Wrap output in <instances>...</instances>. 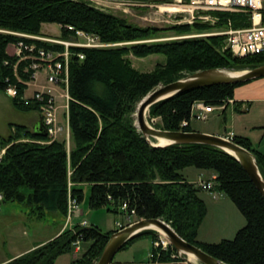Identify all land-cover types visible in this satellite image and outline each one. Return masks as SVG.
<instances>
[{
  "label": "trees",
  "instance_id": "1",
  "mask_svg": "<svg viewBox=\"0 0 264 264\" xmlns=\"http://www.w3.org/2000/svg\"><path fill=\"white\" fill-rule=\"evenodd\" d=\"M146 1V0H145ZM206 13V12H204ZM216 18L212 23L193 22L167 27L138 26L125 17L100 8L91 0H0V91L14 85V107L24 113L38 112L41 102L22 99L28 88L18 80H30L24 68L30 60L18 63L8 46L20 41L35 42L38 48L64 49L47 41L32 40L26 35L46 36L44 23L62 26L61 39L75 38L67 26L99 37L107 47H70L69 94L71 147L62 139L50 140L44 131L26 125H10V134H0V195L3 201L29 203L36 216L59 212L66 218L68 199L80 203L84 184L90 185L92 208L131 214L134 219L161 218L187 242L200 247L223 264H264V196L240 161L227 151L209 144H171L153 146L135 125L134 113L139 102L161 84L200 70L220 68L244 70L264 63V52L236 56L225 48V35L163 38L169 32L192 35L222 30L229 22L236 28L251 25L248 12H207ZM264 20V14H263ZM49 37V36H48ZM84 54V58H80ZM165 55L150 71H140L129 55L147 57ZM248 82L220 84L193 89L154 104L149 120L160 118L156 128L170 131H195L190 120L196 101L221 105L234 98L235 89ZM229 104L223 110L226 111ZM156 142L155 138H151ZM233 141L254 153L264 177V154L253 147L250 138L236 135ZM195 167L212 171L213 191L229 197L246 218L233 239L219 242L199 240L200 227L208 207L200 192L188 180L184 170ZM126 203L128 208L122 209ZM96 225L65 228L57 237L12 259L6 264H54L63 254L72 252L76 242H91L82 256L71 264H96L110 236ZM153 234L151 256L146 264H185L173 245L167 249L154 246L157 231L144 230L133 236L122 249L144 235Z\"/></svg>",
  "mask_w": 264,
  "mask_h": 264
},
{
  "label": "rangeland",
  "instance_id": "2",
  "mask_svg": "<svg viewBox=\"0 0 264 264\" xmlns=\"http://www.w3.org/2000/svg\"><path fill=\"white\" fill-rule=\"evenodd\" d=\"M95 5L103 8L105 10L111 11L119 16L125 17L129 22L136 24L138 26H157V27H167L172 24L193 22L195 19L192 18L191 11H175L176 9H167L165 1L157 0H91ZM172 6V5H171ZM195 16H198L197 10L193 12ZM198 20H201L197 18ZM217 31V30H216ZM42 33L49 37H62V26L58 23H44L42 25ZM192 35H175L174 32H169L162 34V36H167L163 38L153 39V40H170V39H180ZM112 44H109L110 46ZM107 47V46H106ZM12 51V47H10ZM133 65L140 71H150L154 69L158 62L165 61V55L163 54H152L147 57H135L134 55H129ZM39 80L42 81L41 84L49 85L46 81V73L41 70L39 74ZM34 83L29 87L27 94L33 93L35 87ZM4 91H0V99L6 100ZM8 100L9 97H7ZM8 103V102H7ZM63 103V101H60ZM9 104V103H8ZM232 111L231 108L228 112ZM150 111L148 112V122L153 127H156L157 123H160V118H153L149 120ZM15 123H20L24 117L23 113L14 111L13 109L7 110L0 106V134L7 136V131L10 129V119ZM22 123V122H21ZM191 126L195 131L208 133L212 131H217L220 129L221 133H225L226 122L223 121V115L221 112L216 110L213 112L209 119L206 121L200 119H192ZM231 123L227 124V129H231ZM61 139V137L59 138ZM255 139V138H254ZM63 140V139H62ZM255 141H257L255 139ZM72 141L67 143L68 148L71 147ZM192 170H196L195 167H188L184 170V173H191ZM213 178L207 181H212ZM213 182V181H212ZM83 189L85 192L84 199L79 203L80 212L74 217L76 223L81 221H87L88 226L96 225L102 229L103 232H111L117 229V223H126L127 216L125 213H115L109 211L107 207L92 208L89 203L90 197V185L84 184ZM207 192V191H206ZM201 191L203 197L204 194ZM231 200V199H230ZM1 208L3 209L2 216L0 220V253L7 254L8 251L15 253L16 251L22 250L25 247L31 245L33 242L40 241L42 239L50 237L54 231L65 223L66 218L59 212H48L47 215L40 219L33 212V208L27 202L21 201H0ZM208 207V206H207ZM237 208V207H236ZM238 210V209H237ZM211 212V211H210ZM239 212V210L237 211ZM208 214V213H207ZM241 218L246 221L244 215L239 212ZM207 217V216H206ZM203 225L200 227L199 240L206 241L210 239V242H219L222 239H233L235 234L230 232L232 229L233 221L236 222V218L231 216L219 217L217 215V210H212L210 217L204 219ZM247 222V221H246ZM78 225V224H77ZM76 226V225H75ZM74 226V227H75ZM158 237V232L156 234V241ZM53 239V238H52ZM153 234H144L138 237L134 243H132L128 248L120 250L114 257V259H129L133 260L136 257L144 259L147 263L151 256V249L153 245ZM50 241V240H49ZM91 242H81L80 250L77 253V257L82 256L87 250ZM75 250L72 252L61 255L54 264H71L75 259ZM180 255V254H179ZM184 256V255H183ZM138 258V259H139ZM185 259V258H184ZM136 260V259H135ZM140 261V260H139ZM188 264L186 259L182 261Z\"/></svg>",
  "mask_w": 264,
  "mask_h": 264
},
{
  "label": "built area",
  "instance_id": "3",
  "mask_svg": "<svg viewBox=\"0 0 264 264\" xmlns=\"http://www.w3.org/2000/svg\"><path fill=\"white\" fill-rule=\"evenodd\" d=\"M165 1L166 5L186 6L190 8L193 19H201L216 22L209 11H227V12H248L250 14L251 25L247 27L236 28L229 22L228 27L222 30L204 32L193 36H210V35H225L226 42L225 48H229L236 56H246L249 54H259L264 52V0H157ZM197 10L198 16H195L193 12ZM206 12V13H204ZM68 30L75 32V38L61 39L57 37L48 36H36L26 35L32 40L47 41L54 44H58L64 47V49H45L38 48L35 42L20 41L14 45V53L19 57V61L15 64V73L18 75V63L23 60H30V64L24 68V72L30 71V80H23L18 75V80L27 85L28 88L22 95V99L29 103L31 98H35L40 101L39 113L41 115L42 123L46 129L47 135L50 140L61 139L70 142L71 127H70V101L71 96L69 94V61L71 56L70 47H89V48H101L106 47L109 44L103 43L98 36L89 34L83 30L75 29L74 26H67ZM81 59L84 58V54L79 55ZM43 70L46 73V81L49 85H45L43 90H34L31 95L27 94L29 87L32 83L39 80L40 71ZM5 93L10 97H17L19 89L10 85L5 89ZM63 101V103H60ZM233 100L229 99L221 105H209L204 101H196L191 108L190 120H184L182 125H188L192 119H200L206 121L210 115L218 111H223L226 105L232 103ZM229 140H233L234 133L230 132L227 136H224ZM5 149L0 152V159L2 158ZM196 185L203 190L214 192L212 181L199 180ZM3 200V196L0 195V201ZM128 205L123 204L122 209L126 210ZM1 211V205H0ZM80 212L79 202L73 196H69L68 208L66 214L65 228H74L75 225L88 226L87 221H81L76 223L74 217ZM135 210L131 211V214H126L127 222L117 223V230H121L133 222ZM158 237L154 242V246L157 248L167 249L169 245H172L169 238L162 231L158 230ZM80 241L76 242L75 252L80 250Z\"/></svg>",
  "mask_w": 264,
  "mask_h": 264
},
{
  "label": "water",
  "instance_id": "4",
  "mask_svg": "<svg viewBox=\"0 0 264 264\" xmlns=\"http://www.w3.org/2000/svg\"><path fill=\"white\" fill-rule=\"evenodd\" d=\"M262 77H264V63L244 70L212 68L189 73L183 78L161 84L149 92L139 102L136 108L134 113L135 125L143 136L156 147H164L171 144L202 143L213 145L227 151L240 161L251 180L264 196V177L253 152L233 140L215 134L198 131H170L156 128L149 124L147 118V113L154 104L177 94L205 86L249 82ZM37 131H44V134L47 135L43 123L37 128ZM151 138H155L156 140L163 138L169 142L164 145L158 144L152 142ZM149 229L160 230L166 234L178 253L181 256L184 255L183 257L188 264H223V262L209 255L200 247L187 242L169 223L161 218H141L131 225L115 231L110 236L96 264H111L115 255L122 250L133 236ZM189 254L195 255L198 263L192 262L188 257Z\"/></svg>",
  "mask_w": 264,
  "mask_h": 264
},
{
  "label": "crops",
  "instance_id": "5",
  "mask_svg": "<svg viewBox=\"0 0 264 264\" xmlns=\"http://www.w3.org/2000/svg\"><path fill=\"white\" fill-rule=\"evenodd\" d=\"M10 47H12V51L10 50ZM8 52L9 54L14 53L13 44H10L8 46ZM41 83H42L41 80H37V82H35L33 85L35 87L34 90H43L45 85ZM5 95L6 97L4 96V98L6 100L0 99V106L7 110L13 109L16 112L23 113L25 118H23V120L21 121L22 123L20 122L19 124H23L34 130H37V128L42 124L40 113L39 112L24 113L18 111L12 104V100H8L7 98L9 97V99H11V97L8 96L6 93ZM232 100L233 102L229 103L226 111L224 112L220 111L221 115H223V121L226 122L225 133H221L219 131L220 129L218 128L217 131H212L210 133L219 136H227L228 133L233 132L234 136L241 135L248 137L252 141L253 147L264 154V77L253 79L244 85L238 86L235 89L234 98H232ZM229 108L232 109L230 114L228 112ZM11 120L12 118L10 119L11 122L10 125L15 123L14 121ZM229 123H231L232 126L231 129H227V124ZM9 134H10V129L7 131V135ZM254 138L257 141H255ZM186 176L189 181L196 183L199 180H205V181L210 180L211 178L215 177V174L212 171L196 169V170H192L190 174L186 172ZM202 192H203L202 194H204L203 197L201 195V192L200 195L205 200L208 206L207 217H210V214L214 209L217 210V215L220 218L221 217L227 218L228 216L231 215L235 217L236 222L233 221L232 229L230 231L233 232L232 234H235L241 227L246 225V221L243 218H241L239 214L240 211L237 212L239 209L236 208L237 206L232 200H230L229 197L217 191H214L212 193L210 191L206 192V190H202ZM2 212L3 209L1 208L0 220L3 218ZM65 224L66 221L59 228H57L50 237L42 239L37 242H33L31 245L25 247L22 250L16 251L15 253H13L12 251H8L7 254L0 253V264H6L12 259L36 248L37 246H40L48 242L49 240H52V238L57 237L65 229ZM209 240L210 239H206V241L204 242H210ZM74 258H76V255ZM138 258L139 257H136L135 258L136 260L114 259L111 264H146L144 259L141 258L138 259Z\"/></svg>",
  "mask_w": 264,
  "mask_h": 264
},
{
  "label": "bare ground",
  "instance_id": "6",
  "mask_svg": "<svg viewBox=\"0 0 264 264\" xmlns=\"http://www.w3.org/2000/svg\"><path fill=\"white\" fill-rule=\"evenodd\" d=\"M167 6V8H165V10H167V9H176L175 11H190V8L189 7H186V6H176V5H166ZM147 116H148V113H147ZM150 124V123H149ZM169 141H167V140H165V139H163V138H159V139H157V141L155 142V143H158V144H166V143H168ZM188 257H189V259L192 261V262H194V263H198V261H197V259H196V257H195V255H193V254H189L188 255Z\"/></svg>",
  "mask_w": 264,
  "mask_h": 264
}]
</instances>
